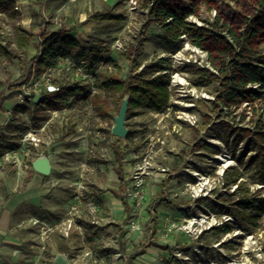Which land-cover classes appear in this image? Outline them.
Wrapping results in <instances>:
<instances>
[{
	"label": "rangeland",
	"instance_id": "rangeland-1",
	"mask_svg": "<svg viewBox=\"0 0 264 264\" xmlns=\"http://www.w3.org/2000/svg\"><path fill=\"white\" fill-rule=\"evenodd\" d=\"M14 1L19 16L11 19L0 14V41L17 50L15 27H24L33 35L32 46L26 53L28 60L38 53V36L58 29L71 30L83 45L88 39L100 40L108 49L103 54L104 61L94 69L83 67L78 73L68 66V58H60L55 66L28 81H24L26 73L20 71L17 61L0 54V95H13L2 105L0 134L12 137L18 146L15 156L0 158V176L5 175L0 184L8 190L26 189L34 174L32 162L39 156L49 159L51 174L33 190L41 191V198L56 201L59 208L48 205L56 212L54 221L61 227L50 228L42 221H33L40 226V239L43 241L46 234L55 230L68 239L77 236L78 244L69 251L72 264H264V212L251 234L243 231L237 220L227 214L237 197L228 196L235 186L224 188V172L237 168L248 195L264 200V188H258L261 183L250 164L252 152L246 140L235 148L232 138L227 144L219 138L224 136L227 126L256 131L258 116L263 112V91L257 85H247V93L256 90L262 99L253 101L248 97L241 101L239 97L237 103L219 104L217 115L210 113L215 98L212 88L197 87L191 81L196 69L204 67L217 72L209 60L219 59L211 44L213 40L207 42L210 50L192 57L196 63L174 66L172 43L164 38L161 26L149 20L145 0H135L134 10L127 0ZM180 1L189 3L193 11L186 18L188 23L223 35L234 48L244 38L247 21L264 5V0ZM95 13L120 18L95 23L91 20ZM146 26L145 34L140 36ZM224 26L233 31L237 42ZM139 40L142 48L136 61L140 69L164 58L163 73L172 74L176 69L179 77L188 82V88L197 90L199 98L183 97L184 92L179 89L172 93L165 114L145 110L126 120L133 137L119 142L124 153V183L115 196L112 191L120 186L112 148L115 136L111 134L117 115L116 101L98 84L102 76L116 75L110 61L121 69L117 77L127 80L131 76L127 54ZM249 45L264 55V34H255ZM223 63L220 59L215 62ZM58 84L83 87L85 94L74 95L54 109L32 106L33 95L55 92ZM231 86L237 87L233 81ZM97 94L108 102L109 113L104 117L97 116L89 102V97ZM18 95H26L24 102H16ZM188 101H193L194 106L184 107ZM22 106L31 111L15 113L17 120L13 121V109ZM183 111L196 117L195 126L178 122ZM33 118L37 120L36 129L32 126ZM9 125L27 130H10ZM30 130L36 132L38 144L22 145L20 140ZM17 160L23 163L21 168L16 165ZM171 177L166 198L172 206L156 207L160 185ZM136 183L141 187L137 188ZM220 195L229 202H223ZM33 202L37 216H42L46 211L44 202L38 198ZM225 222L231 227L228 232L222 225Z\"/></svg>",
	"mask_w": 264,
	"mask_h": 264
},
{
	"label": "trees",
	"instance_id": "trees-1",
	"mask_svg": "<svg viewBox=\"0 0 264 264\" xmlns=\"http://www.w3.org/2000/svg\"><path fill=\"white\" fill-rule=\"evenodd\" d=\"M145 1H147L149 20L155 21L161 26L164 38L168 43H172L173 53L181 48L182 40L180 37L182 35H185L193 45L204 51L210 50L207 42L213 40L211 44L214 45L218 58L223 60L224 63L222 65H216L215 62L219 59H209L211 60V66L218 73L207 68H199L192 72L194 78L191 81L197 87L212 88V93L215 94V98L213 103L210 104V113L217 115L218 106L223 102L237 103L240 99L242 101L243 98L246 99L248 97L253 101L262 99L260 92L253 90L247 93L245 87L247 85H257L264 94V55L257 53L249 45V40L255 34H264V5L260 7L251 20L247 21L246 30L243 35L244 38L237 45V48H234L223 35L203 28L197 29L188 23L186 18L193 14L189 3H181L180 0ZM0 14L11 19L18 18L19 13L16 9L15 1L0 0ZM119 18L118 15L109 13H95L91 16V20L95 22L109 21L112 19L118 20ZM224 28L227 34L237 42L238 39L233 31L226 26ZM146 29L147 26L141 29L140 36L145 34ZM15 31L17 50L2 45L0 41V54L8 60L17 61L20 71L26 73L24 81H28L31 76H38L47 68L55 66L60 58H68L74 64H82L87 69H94L104 61L103 54L108 51L106 45L100 40L88 39L82 45L70 32L65 29H58L40 34L41 41L36 47L38 53L30 61L27 59L26 53L32 46L31 40L33 35L20 25L15 27ZM141 40L143 41L144 39L141 38ZM141 48L142 42L140 43L139 40L128 51L127 59L130 62L131 76L127 80L116 76L121 72V69L114 61H110L112 67L117 72L116 75L109 74L102 76L98 84L99 89L107 92L111 98L115 99L116 113L119 111L123 98L125 96L128 97L126 120L145 110L154 113H163L169 108L170 91L168 88L170 85V76L169 73H163L162 68L166 60L160 58L156 62L145 65L140 69V65L136 59L141 53ZM29 62L30 65L27 66ZM232 81L240 89H237V87L232 88ZM83 93L85 94L83 87H63L58 84L55 92L41 93L39 101L31 104L33 107L44 106L54 109L58 108L68 98L74 95L80 97ZM12 96V94L7 96L4 94L0 95V111H3V103L12 98ZM89 102L97 116L104 117L109 113L108 102L102 99L100 95H93L89 98ZM261 110L263 112L258 116L256 131L248 128H236L233 130L225 124L228 128L224 132V136L219 138L225 144H227L229 138H232V144L235 148L244 142V140L248 141L249 150L252 152L250 164L254 167L257 181L259 184L264 185V104ZM30 111L31 108L28 106L15 107L13 109L12 120H17L16 118L14 119L15 113H28ZM207 119L210 120L209 117ZM32 126L35 129L38 128L37 120L34 118L32 119ZM7 128L10 130L15 128L19 132H25L27 130V127H14L12 125H9ZM126 137L127 139L132 138L133 133L128 130ZM12 140V137L8 135L0 134V158L5 152L14 151L18 148L17 144L12 142ZM120 141V138L115 137L112 148L114 160L117 163L116 174L120 183L123 184L122 159L124 153L119 148ZM241 178V173L237 168H232L224 172V188L228 189L231 186H235L231 194H226L230 197L237 195L236 199L232 198L233 201L230 203L231 207L227 214L237 220L239 227L243 231L251 234L258 225V220L263 215L264 200L249 196L246 185L240 181ZM171 179L167 178L162 182L160 191L156 194V207L163 206L165 209L171 208L172 202L166 198L165 194ZM115 194L117 193L115 192ZM219 198L223 202H229L222 195ZM222 225L226 228V232L231 228L227 222Z\"/></svg>",
	"mask_w": 264,
	"mask_h": 264
},
{
	"label": "crops",
	"instance_id": "crops-1",
	"mask_svg": "<svg viewBox=\"0 0 264 264\" xmlns=\"http://www.w3.org/2000/svg\"><path fill=\"white\" fill-rule=\"evenodd\" d=\"M65 30L70 32L82 44L77 34L71 32V30ZM38 41H41V35L38 36ZM166 112L160 114H165ZM122 171L124 172L123 166ZM33 172V176L29 177L30 179L27 181L26 189L22 191L8 190L5 189L4 184H0V264H55L54 260L58 254L65 255L66 264H72L69 253L78 244L77 236L68 239L55 230L52 233L46 234L45 239L42 241L37 233L40 226L34 224L33 221H42L41 223L45 226L50 228L54 226L56 229L60 228L61 224L54 221L56 212L48 205L51 204L53 207L59 208L56 201L41 198L43 193L33 190L39 187L40 182L47 176L40 175L35 171ZM4 176L1 175L0 179H3ZM122 185L120 183L118 190L112 191V194L118 196ZM36 198L44 202L43 206L46 211L42 212V216H37V207L31 206V203L36 204L33 202ZM40 206L41 204L38 207ZM47 210L51 211V213Z\"/></svg>",
	"mask_w": 264,
	"mask_h": 264
},
{
	"label": "built area",
	"instance_id": "built-area-1",
	"mask_svg": "<svg viewBox=\"0 0 264 264\" xmlns=\"http://www.w3.org/2000/svg\"><path fill=\"white\" fill-rule=\"evenodd\" d=\"M128 5L130 6L131 10H134V8L136 7V1L135 0H127ZM182 40V46L181 48H179V50H177L175 53H173L171 55L172 58V62L174 64V66H179L181 64H190L191 62L196 63L195 59L192 60V57L195 56V53H199V52H205L204 50L200 49L199 47L193 45L185 35H182L181 37ZM188 53V54H187ZM68 66L74 67L77 69L78 73L82 72L83 66L82 64H74L72 63L70 60H68ZM187 66V65H185ZM204 68V67H202ZM174 73L169 74L170 76V85H169V91H170V98H172V93L175 91H179V89L181 91L184 92L183 97H190L193 100L199 98V95L197 94V90L193 89V88H188V82L184 79L179 77V74L176 72V69L174 71H172ZM202 98H207V95L205 94H201ZM26 99V95H18V97L16 98V102H24V100ZM30 100V99H29ZM32 100V99H31ZM191 100V99H190ZM170 101V99H169ZM181 103V102H179ZM183 104V103H182ZM194 106V102L193 101H188L187 103H184V107L189 108V107H193ZM170 107V105H169ZM169 108H167L168 110ZM166 110V111H167ZM178 122L179 123H187L189 125L195 126L197 119L194 115L190 114L188 111H183L181 113V115H179L178 117ZM179 119L181 121H179ZM39 138L36 136V132H34L33 130H30L29 132H27L25 135H23L22 139L20 140V143L22 145H32L35 146L38 144ZM18 148L14 151H10V152H5L3 154L4 158H9L12 156H15L17 154ZM2 156V157H3ZM16 165L18 167H22L23 163L19 160L16 161ZM137 188H140L141 185L140 183H136ZM259 189H263L264 185H260L258 186Z\"/></svg>",
	"mask_w": 264,
	"mask_h": 264
},
{
	"label": "water",
	"instance_id": "water-1",
	"mask_svg": "<svg viewBox=\"0 0 264 264\" xmlns=\"http://www.w3.org/2000/svg\"><path fill=\"white\" fill-rule=\"evenodd\" d=\"M41 95H34L32 101L33 103H37L40 99ZM128 110V97L125 96L120 105L119 111L117 115L114 117V124L111 128V134L117 138L124 139L128 133V129L126 127V113ZM32 169L36 173L48 176L51 172V164L49 159L46 156H39L32 162ZM55 264H66V257L63 254H58L54 260Z\"/></svg>",
	"mask_w": 264,
	"mask_h": 264
}]
</instances>
